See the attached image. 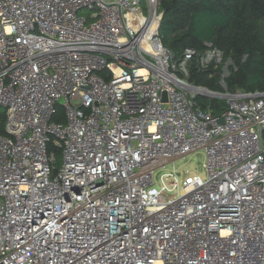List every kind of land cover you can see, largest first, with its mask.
I'll list each match as a JSON object with an SVG mask.
<instances>
[{
  "label": "built area",
  "instance_id": "2783aa9c",
  "mask_svg": "<svg viewBox=\"0 0 264 264\" xmlns=\"http://www.w3.org/2000/svg\"><path fill=\"white\" fill-rule=\"evenodd\" d=\"M160 5L0 0V264H264V93L227 92L212 45L175 61Z\"/></svg>",
  "mask_w": 264,
  "mask_h": 264
},
{
  "label": "trees",
  "instance_id": "16d2710c",
  "mask_svg": "<svg viewBox=\"0 0 264 264\" xmlns=\"http://www.w3.org/2000/svg\"><path fill=\"white\" fill-rule=\"evenodd\" d=\"M160 9V36L175 61L183 58L186 49L201 55L212 45L233 64L225 79L227 92L264 93V0H161ZM197 60L189 65L190 84L223 93L220 70L213 66L200 70ZM196 101L213 115L227 108L222 99L197 97ZM4 119L5 111L0 114L2 134Z\"/></svg>",
  "mask_w": 264,
  "mask_h": 264
},
{
  "label": "rangeland",
  "instance_id": "374dc122",
  "mask_svg": "<svg viewBox=\"0 0 264 264\" xmlns=\"http://www.w3.org/2000/svg\"><path fill=\"white\" fill-rule=\"evenodd\" d=\"M143 6H144V8H146V0H143ZM80 14L84 15L86 17H89L91 13H89L87 10H83ZM207 99L212 100L215 98H207ZM59 112H60V117L62 118V115L64 113V109L62 107H60ZM3 113H4V109H0V114H3ZM62 163H63V157H62V155H59L57 158V168L58 169L61 168ZM204 163H205V154L204 153L200 152L197 154H193V155L187 157L186 159H184L182 161H178L175 165H169L167 170L160 172L159 176L162 173L173 172V169L175 167V169L178 172L183 173V177L188 176V175H190V176H202L203 177L204 176V168H203ZM180 164H182V165H180Z\"/></svg>",
  "mask_w": 264,
  "mask_h": 264
},
{
  "label": "bare ground",
  "instance_id": "6f19581e",
  "mask_svg": "<svg viewBox=\"0 0 264 264\" xmlns=\"http://www.w3.org/2000/svg\"><path fill=\"white\" fill-rule=\"evenodd\" d=\"M180 165H182V164H180ZM186 165V164H185ZM191 170V169H190ZM193 170V169H192Z\"/></svg>",
  "mask_w": 264,
  "mask_h": 264
},
{
  "label": "water",
  "instance_id": "95a60500",
  "mask_svg": "<svg viewBox=\"0 0 264 264\" xmlns=\"http://www.w3.org/2000/svg\"><path fill=\"white\" fill-rule=\"evenodd\" d=\"M223 122V121H222Z\"/></svg>",
  "mask_w": 264,
  "mask_h": 264
}]
</instances>
